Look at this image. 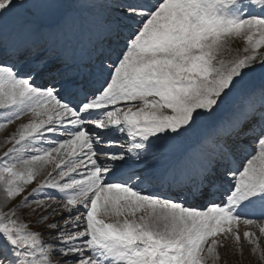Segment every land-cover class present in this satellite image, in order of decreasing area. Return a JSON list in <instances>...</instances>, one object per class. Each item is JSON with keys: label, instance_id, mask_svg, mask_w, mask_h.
Masks as SVG:
<instances>
[{"label": "snow or ice", "instance_id": "6c2138e0", "mask_svg": "<svg viewBox=\"0 0 264 264\" xmlns=\"http://www.w3.org/2000/svg\"><path fill=\"white\" fill-rule=\"evenodd\" d=\"M261 48L264 0H0V129L38 118L0 157V264H219L264 234Z\"/></svg>", "mask_w": 264, "mask_h": 264}, {"label": "rangeland", "instance_id": "374dc122", "mask_svg": "<svg viewBox=\"0 0 264 264\" xmlns=\"http://www.w3.org/2000/svg\"><path fill=\"white\" fill-rule=\"evenodd\" d=\"M87 42L90 43L88 40H87ZM71 45L77 46L78 43H74V40H71ZM246 46H247L246 41H242L238 38L232 40L227 45V50L225 51L223 58L227 60V59L232 58L233 56H235L238 53L243 54V49ZM85 48H86V46L82 47L81 52ZM55 50L60 51V49H55ZM55 50H51L49 54L54 55ZM258 51L264 52V48H261ZM56 53H57V57H58V54L60 52H56ZM82 53H84V52H82ZM74 57H75L74 60H76V56H74ZM69 63H70V61H69ZM84 63H86V62H83V64ZM136 106H139V105H136ZM3 112H4V110L0 109V118H2ZM30 114H33V113L26 112L19 119L12 121L11 124H6L5 128L0 129V157H3L4 152L13 146L14 141H13L12 137L14 135H17V138H18V131H19L20 125H22L24 123H28L31 120L35 119V116L32 117V116H30ZM36 119H38V118H36ZM0 122H2V120ZM191 143H192V141L189 142L188 146H184V147L185 148L189 147L191 145ZM248 151H252V149L249 148ZM62 153H64V150H62ZM242 160H243V157H241L240 161L236 162L235 166L239 167V164L242 162ZM48 166L52 167V164H49ZM47 168L48 167H46L44 169V171ZM43 178H44V173H42L40 176L37 177V179H43ZM33 186H35V184H33ZM226 186H227V183L224 184L222 187L225 189ZM7 206L8 205H5L3 203V197H2V194H0V208H4L6 210ZM20 215H21L22 219L26 220L29 214L26 212H21ZM30 226L32 228L38 227L37 225H34V224H32ZM239 230L241 232V237H242L241 238V245H236L232 240H228L226 242L221 241V245L218 246V252H219L220 257H221L219 264H256L257 257L255 255L250 254L251 245L248 243L247 238L243 237L242 233L244 231H247V230H251V231L255 232L256 235L260 238L259 242L261 244V247H264V234L260 233L259 228L256 225H253V226H251V228H249V226H245L241 223L239 225ZM45 239H47V236H45ZM209 264H210V262H209Z\"/></svg>", "mask_w": 264, "mask_h": 264}, {"label": "bare ground", "instance_id": "6f19581e", "mask_svg": "<svg viewBox=\"0 0 264 264\" xmlns=\"http://www.w3.org/2000/svg\"><path fill=\"white\" fill-rule=\"evenodd\" d=\"M71 40H74V43H78V45H79V43H80V41H79V38H77V37H72V38H70V40H69V42H70V44H71ZM87 40H88V38H84L83 40H82V42H81V44H80V46L78 47V49H80L81 50V48L82 47H84V46H86V48L84 49V50H82V52H84L83 53V55L84 56H88V55H92V51H91V44L90 43H88L87 42ZM89 41V40H88ZM53 52V51H52ZM56 52H60L59 54H58V57H64V56H67V57H70V59H69V61H70V63L71 64H73V65H77V63H82L83 64V62H87V58H84L83 60H77V58H76V60H74L75 59V51H74V53L73 52H65V51H62V50H55L54 51V55L53 56H57V53ZM77 57V56H76ZM74 60V61H73ZM74 62V63H73ZM138 105V104H137ZM30 116H32V117H34V115L33 114H30ZM37 117H35V119H36ZM1 121V120H0ZM53 155H56V154H53ZM236 165V164H235ZM48 168L44 171V174H46V173H48V172H51L53 169H52V167H49V166H47ZM227 187H228V185L226 186V188L224 189L223 187H221V190H220V192L218 193V197L219 198H222L223 197V195L221 194V193H224V191H226V189H227ZM195 203V202H194Z\"/></svg>", "mask_w": 264, "mask_h": 264}]
</instances>
